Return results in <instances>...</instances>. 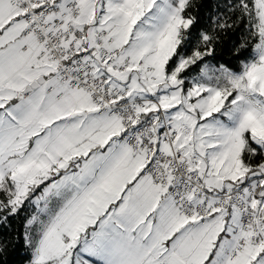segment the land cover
I'll list each match as a JSON object with an SVG mask.
<instances>
[{
    "label": "snow or ice",
    "instance_id": "1",
    "mask_svg": "<svg viewBox=\"0 0 264 264\" xmlns=\"http://www.w3.org/2000/svg\"><path fill=\"white\" fill-rule=\"evenodd\" d=\"M203 7L0 0V264H264V0Z\"/></svg>",
    "mask_w": 264,
    "mask_h": 264
},
{
    "label": "trees",
    "instance_id": "2",
    "mask_svg": "<svg viewBox=\"0 0 264 264\" xmlns=\"http://www.w3.org/2000/svg\"><path fill=\"white\" fill-rule=\"evenodd\" d=\"M201 2L204 5V7L200 10V14L202 16L201 24L203 27L208 28L211 24V20L209 18L216 14V11H214L215 6L218 4H226L227 0H201ZM219 11H223V8H220ZM221 39L222 42L220 44L219 53L224 58V60L231 59V55L228 50L231 47V42L237 40V34L229 32L222 36ZM15 227H19V225L17 224ZM9 259L13 260L14 264H20L21 257L10 251Z\"/></svg>",
    "mask_w": 264,
    "mask_h": 264
}]
</instances>
